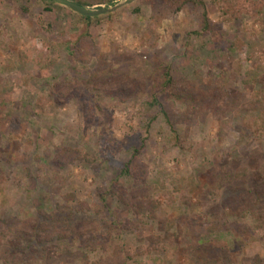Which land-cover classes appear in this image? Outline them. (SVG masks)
Masks as SVG:
<instances>
[{
  "label": "rangeland",
  "instance_id": "1",
  "mask_svg": "<svg viewBox=\"0 0 264 264\" xmlns=\"http://www.w3.org/2000/svg\"><path fill=\"white\" fill-rule=\"evenodd\" d=\"M51 1L0 0V247L3 222L61 206L74 219L61 233L94 222L96 236H73L45 258L37 248L31 264L264 261L255 221L226 207L213 169L264 149L263 123L249 118L244 131L243 114L199 105L186 117L177 103L175 134L145 105L173 101L167 75L264 103V0H201L207 31L193 5L154 16L145 0H107L88 9L119 7L86 24ZM61 148L80 160L64 162ZM12 261L0 264H28Z\"/></svg>",
  "mask_w": 264,
  "mask_h": 264
},
{
  "label": "trees",
  "instance_id": "2",
  "mask_svg": "<svg viewBox=\"0 0 264 264\" xmlns=\"http://www.w3.org/2000/svg\"><path fill=\"white\" fill-rule=\"evenodd\" d=\"M68 1L74 2L85 8H92L107 3V0ZM146 2L155 10L154 16L161 13L163 9L177 14L186 6H198L202 9V31H207L210 27L208 12L201 0H145V3ZM51 4L56 5L53 1H51ZM67 11L70 12L69 10ZM79 18L86 24L99 19L98 17L84 18L81 16ZM89 39L90 36L88 34L81 36L76 42V46L83 47L85 43L87 44L86 41ZM83 42L85 43L81 46ZM84 47L86 48V46ZM87 48L84 50V54L89 52ZM166 78V86H168L172 92L171 97L173 101L164 105L159 100L155 99L152 102L145 103V105L147 110L150 111L159 109V114L164 117L173 133H175L173 121L177 120L175 118L178 113L177 103H180L186 108V113L184 112L186 117L195 115L200 110H197L198 106L201 105L202 113L206 111L204 109H208L205 107H209L211 110L226 115V117L232 114H243L244 122L242 123V127L244 131L247 129L249 118L252 119L255 117V120L258 123H263L262 125L264 126V103L259 99H251V94H244L238 90L232 92H229L227 89L216 90L217 88L212 85L208 86V88H199L189 81H176L170 78L169 75H167ZM212 96L213 99L210 102V97ZM58 153L60 159H64V162L66 160L72 163L80 160V154L76 150L72 151L61 148L58 150L57 154ZM86 161L92 164L95 163L94 157L89 155L86 156ZM57 165L60 170L64 169V164ZM127 167L123 170V174H128ZM213 167L215 179L222 184L228 185L226 186V207H228L231 212L238 213L240 217L250 216L256 223V232L264 239V149L261 148L253 151L250 159H244L240 157L239 154H234L227 160L222 159L214 162ZM249 180L255 181L252 187L248 186ZM69 211L64 207L56 206L53 212L43 215L40 219L23 222H18L17 219H14L12 221L3 222L5 230L2 232L3 246L0 247V261L14 263L12 259L16 258L21 261H25L26 259L27 263L31 264L32 255H37V248H41L42 250L39 252V257L45 258L49 248L53 247L61 251L62 245L73 236L80 240L90 233L93 234L92 237L96 236L97 233H95V231L97 230L93 228H97V226L94 222H87L90 223L88 224L89 227L85 224L83 229L80 227L78 229L76 228L75 231H71L68 236L61 233L59 230L60 227H70L74 224L73 216ZM218 229V225H215L211 227L207 233L211 234ZM205 249L210 250L211 246H207ZM27 250L30 252L29 254L23 253ZM263 263L264 261L260 258H256L254 261V264Z\"/></svg>",
  "mask_w": 264,
  "mask_h": 264
},
{
  "label": "water",
  "instance_id": "3",
  "mask_svg": "<svg viewBox=\"0 0 264 264\" xmlns=\"http://www.w3.org/2000/svg\"><path fill=\"white\" fill-rule=\"evenodd\" d=\"M55 4L60 5L72 13L79 15L84 18H97L109 13H112L116 10L119 6H116L112 9H99V10H90L88 8L82 7L74 2L67 1V0H52Z\"/></svg>",
  "mask_w": 264,
  "mask_h": 264
}]
</instances>
